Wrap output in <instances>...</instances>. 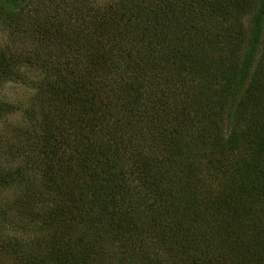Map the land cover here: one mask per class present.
<instances>
[{
  "label": "trees",
  "instance_id": "trees-1",
  "mask_svg": "<svg viewBox=\"0 0 264 264\" xmlns=\"http://www.w3.org/2000/svg\"><path fill=\"white\" fill-rule=\"evenodd\" d=\"M0 21V86L35 90L0 101L28 119L2 138L0 264H264V0H0Z\"/></svg>",
  "mask_w": 264,
  "mask_h": 264
},
{
  "label": "rangeland",
  "instance_id": "rangeland-1",
  "mask_svg": "<svg viewBox=\"0 0 264 264\" xmlns=\"http://www.w3.org/2000/svg\"><path fill=\"white\" fill-rule=\"evenodd\" d=\"M244 22L247 25L246 19ZM3 47L12 48V41L10 39L8 29L0 21V48ZM32 76L35 77V75ZM34 92V88L30 85L18 81H7L0 86V101L11 105H18L19 107L25 109L30 105ZM23 109L12 114H7L4 117H0V169L5 167L9 169L20 162L17 161L14 164V161H8V159L3 156L1 150L4 146L3 139L11 135L12 128L15 125H23L28 122ZM14 194L15 191L12 188L9 189L0 187V201H7L10 198H13Z\"/></svg>",
  "mask_w": 264,
  "mask_h": 264
}]
</instances>
